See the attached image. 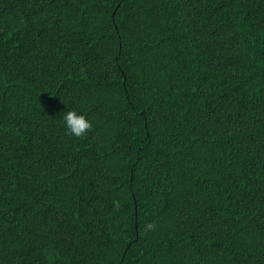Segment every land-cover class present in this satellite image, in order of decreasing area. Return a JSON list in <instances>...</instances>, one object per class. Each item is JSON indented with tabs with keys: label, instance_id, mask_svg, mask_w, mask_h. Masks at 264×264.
<instances>
[{
	"label": "trees",
	"instance_id": "16d2710c",
	"mask_svg": "<svg viewBox=\"0 0 264 264\" xmlns=\"http://www.w3.org/2000/svg\"><path fill=\"white\" fill-rule=\"evenodd\" d=\"M0 264H264V0H0Z\"/></svg>",
	"mask_w": 264,
	"mask_h": 264
},
{
	"label": "clouds",
	"instance_id": "9594fccd",
	"mask_svg": "<svg viewBox=\"0 0 264 264\" xmlns=\"http://www.w3.org/2000/svg\"><path fill=\"white\" fill-rule=\"evenodd\" d=\"M62 122L66 133L76 138L85 136L93 127L92 122L75 109L65 111L62 115ZM155 228V223L145 225L146 231H154Z\"/></svg>",
	"mask_w": 264,
	"mask_h": 264
}]
</instances>
